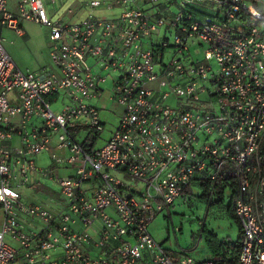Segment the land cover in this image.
I'll return each mask as SVG.
<instances>
[{
	"label": "built area",
	"instance_id": "obj_1",
	"mask_svg": "<svg viewBox=\"0 0 264 264\" xmlns=\"http://www.w3.org/2000/svg\"><path fill=\"white\" fill-rule=\"evenodd\" d=\"M115 1L124 10L113 20L70 23L53 21L43 0H16L17 14L0 0V27L48 30L57 72L21 70L0 37V141L20 142L0 145V264H196L168 254L149 226L200 184L232 192L237 264H264V0ZM191 45L206 65L186 55ZM103 72L119 74L109 97ZM101 100L124 111L98 148ZM54 141L67 155L51 152ZM49 152L54 170L36 164ZM48 178L61 189L52 206L25 203L21 190Z\"/></svg>",
	"mask_w": 264,
	"mask_h": 264
},
{
	"label": "rangeland",
	"instance_id": "obj_2",
	"mask_svg": "<svg viewBox=\"0 0 264 264\" xmlns=\"http://www.w3.org/2000/svg\"><path fill=\"white\" fill-rule=\"evenodd\" d=\"M152 8V4L145 6V10H151ZM173 10L177 11L178 8L173 7ZM60 16L63 15L60 14ZM60 16H54L53 21H58L61 18ZM24 31L32 39L33 44L30 47H23L21 42L11 44V40L13 39L8 36L9 39L8 42H4V48L11 52L12 59L21 69L37 70L40 65H45L49 62L51 49V45L48 42L49 32L46 28L34 23H25ZM168 38L172 44L175 36L168 34ZM5 40L7 41V38ZM154 41L159 42L158 36L154 37ZM173 54V50H166L165 63H169ZM186 55H191L193 60L200 65L207 64L204 61V49L198 45H191L190 53L186 52ZM89 63L92 64V61ZM212 66L216 69L214 63H212ZM157 71H160L159 66L157 67ZM103 76H107V82L103 84V88L106 90L107 97H109L113 89V80L114 78H119V74L109 76L107 72H103ZM210 87L212 88V86ZM202 98L205 99L206 96L202 95ZM93 103L97 104L95 101ZM106 105L108 109L102 108ZM98 106L102 109L100 116L101 120L105 123V132L102 135L103 141L100 140L101 142L97 145L98 148H101L118 127L124 110L122 107L116 106V104L103 103V100L99 101ZM62 107L63 103L60 102L58 105H54L52 109L56 114H59ZM83 126H86L85 122H83ZM87 135L88 130L83 128L76 136L80 143H83ZM118 176L122 178L121 175ZM41 183L50 190L48 196L45 195L47 194L46 190H43L45 193L41 194L37 192V189L26 188L21 192L25 203L36 204L45 202L48 204L51 198L60 197L61 189L54 180L42 179ZM202 194V187H193L191 193L184 199H179L169 210H164L160 213L149 226V232L152 237L158 244L163 246L168 254H183L184 252L196 264L207 263L212 259L206 237L202 235V224L221 243L237 242L240 235L239 225L230 216L228 211V207L232 204V192H226L225 203L221 205L215 203L212 207H208V200L203 199L201 197ZM6 243L15 246V243L9 237L6 238Z\"/></svg>",
	"mask_w": 264,
	"mask_h": 264
},
{
	"label": "crops",
	"instance_id": "obj_3",
	"mask_svg": "<svg viewBox=\"0 0 264 264\" xmlns=\"http://www.w3.org/2000/svg\"><path fill=\"white\" fill-rule=\"evenodd\" d=\"M43 1H44L45 8H46L50 18L53 19L54 16H56V15L60 16V14H62L63 16H60L61 18H59L58 20H62L64 22H70V23L81 22L82 20H84L85 18H87L90 15H92L98 19H102V20H113V19L119 17L124 10L123 7L116 4L115 0H43ZM93 1L101 2V6L99 8L92 9L89 6V3L93 2ZM142 4L144 5V9H145V6L147 4H144V2ZM8 5H9V11L13 14H17V2H16V0H9ZM155 10H156L155 8H152L151 10H148V11L155 12ZM67 18H69V19H67ZM24 24L25 23L21 24V32L19 35L14 30L4 28V27H0V37L7 38L6 42H8L9 38H12L13 40H11V44H17V43L21 42L23 47H30L33 44V42H32L31 37L27 33H25ZM8 36H10V37L8 38ZM160 37L161 36H158L159 42L161 41ZM48 42L51 45L49 38H48ZM159 42H155V43L159 44ZM6 51H7V49H6ZM50 51H51V49H50ZM7 53L11 57L12 54L9 50L7 51ZM11 59H12V57H11ZM14 63L17 65V63L15 61H14ZM92 63H93V61H92ZM21 70H24V69H21ZM26 70L32 71L39 76H43L47 72L57 74L56 69L52 65L50 55H49V62L47 64L40 65L39 69H37V70H30V69H26ZM26 70H24V71H26ZM117 79L118 78H116V79L114 78V80H117ZM60 102L64 103V99L60 98V100L56 103V105H58ZM103 103H105V100H103ZM113 105H115V104H113ZM97 106H98V103H97ZM116 106H118V105L116 104ZM102 108H105V107H102ZM105 109H107V108H105ZM101 110L102 109L100 108V111ZM0 145L5 147V148L14 150L20 146V142H19V139L17 137H13L11 140H8V141H3V142L0 141ZM51 152L56 153L62 157L67 155L66 152L57 149L56 142L52 145V151ZM36 164L40 168L47 169V170H54L55 168L58 167V166H55V164L51 158L50 152L44 153V154L38 156L36 158ZM57 171H58L60 176L69 175L71 172L70 169L66 168V167L65 168L61 167ZM48 179H50V178H48ZM41 180L42 179H38V180L34 181L29 187L27 186L23 189H26V188L37 189L38 190L37 192H39L41 194H44L45 192L43 190H46L47 194H45V195L48 196V193L50 190H48L44 185H42ZM51 180H53V179H51ZM22 190H21V192H22ZM56 199H58V198H55L54 200H56ZM52 200H53V198L50 199L48 204L45 202H43V203L39 202L36 204H41V205L51 207L52 206V204H51ZM32 204H34V203H32ZM3 217H4L3 211H2V209H0V230H1L2 225H3V219H4Z\"/></svg>",
	"mask_w": 264,
	"mask_h": 264
},
{
	"label": "trees",
	"instance_id": "obj_4",
	"mask_svg": "<svg viewBox=\"0 0 264 264\" xmlns=\"http://www.w3.org/2000/svg\"><path fill=\"white\" fill-rule=\"evenodd\" d=\"M199 187H202L203 189V194L201 197L205 200H208V207H212L215 203L219 205L225 203L224 188H219L216 185L212 186L210 184H202V185L200 184ZM228 211L230 216L234 218L238 223L234 213L233 203L231 204L230 207H228ZM239 228H240V235L237 242L221 243L216 239L215 235L211 232H208L206 226L202 224V229H203L202 235H205L206 237L209 250L212 254V259L207 263H198V264H237L239 254L242 248V241H243L242 229L240 225ZM178 254H182V253H178ZM182 255H186V253L183 252Z\"/></svg>",
	"mask_w": 264,
	"mask_h": 264
}]
</instances>
